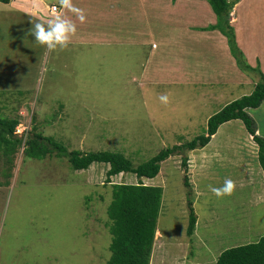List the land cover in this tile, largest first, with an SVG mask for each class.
I'll list each match as a JSON object with an SVG mask.
<instances>
[{"label": "rangeland", "instance_id": "rangeland-1", "mask_svg": "<svg viewBox=\"0 0 264 264\" xmlns=\"http://www.w3.org/2000/svg\"><path fill=\"white\" fill-rule=\"evenodd\" d=\"M54 1L58 3H48ZM163 17L166 20L156 25H141L140 36L145 32L152 39L146 46L74 45L58 47L48 57L42 55L46 47L29 33L31 25L20 23L13 35L6 34L7 29L0 32V65L8 63L16 77L0 83L6 88L0 89V116L18 117L15 133L24 142L36 126L69 150L121 152L135 165L204 134L209 118L251 94L258 76L249 73V83L224 87L187 81L199 79L197 71H213L215 64L203 58L204 47L188 46L177 22ZM156 29H161L156 40L162 41L157 63L148 60ZM252 31L257 36L247 50L252 59L247 62L260 68L253 58L264 53V32L260 27ZM6 35L10 45L3 43ZM190 52L192 58L186 60ZM193 65L196 68L189 67ZM146 69L149 74L143 80ZM160 95L169 97L167 104ZM248 113L264 136V102L257 113ZM235 124L221 127L206 147L171 156L155 179H144L145 185L164 189L153 264H215L226 249L264 236V177L256 163L258 151L249 148L244 159V145L256 148L255 141L241 121ZM24 148L10 167L0 155V264H106L112 255L107 215L112 184H137V177L121 174L107 183L105 164L73 171L66 158L54 154L30 159ZM183 156L188 158L186 171ZM185 176L190 188L184 186ZM225 178L235 182V190L218 198L209 185L219 187ZM188 191L198 219L192 236L187 234Z\"/></svg>", "mask_w": 264, "mask_h": 264}, {"label": "trees", "instance_id": "trees-1", "mask_svg": "<svg viewBox=\"0 0 264 264\" xmlns=\"http://www.w3.org/2000/svg\"><path fill=\"white\" fill-rule=\"evenodd\" d=\"M207 1L217 15V24L210 29L219 30L227 38L229 50L238 67L247 74L258 76V82L251 94L234 100L211 116L204 134L186 143L165 148L150 160L135 165L121 152L69 150L53 137L38 132L36 126L24 142L15 133L19 125L18 117L0 116V155L6 158L8 167L14 163L15 155L24 145L26 158L43 160L55 154L58 158H66L73 171H85L93 164H105L108 166L107 183L112 184V178L121 174L130 173L137 177L139 180L137 184H112V201L107 212L110 221L109 232L112 236L110 246L112 255L106 264L151 263L164 189L161 186L145 185L144 179H155L161 172L162 162L171 156L206 147L222 125L236 120L243 123L258 146V162L264 176V136L258 134L256 123L248 113L251 109L259 108L264 102V74L259 67L253 68L248 64L245 53L238 45L236 32L231 24V14L239 0ZM0 2L9 3L10 0ZM187 162V156H183L182 166L185 171L188 167ZM184 186L187 188L191 186L188 176L184 177ZM191 196V191H188L189 236L195 233L197 227V216ZM215 264H264V236L257 242L226 249L219 255Z\"/></svg>", "mask_w": 264, "mask_h": 264}, {"label": "crops", "instance_id": "crops-1", "mask_svg": "<svg viewBox=\"0 0 264 264\" xmlns=\"http://www.w3.org/2000/svg\"><path fill=\"white\" fill-rule=\"evenodd\" d=\"M80 1H83L82 4H86L82 10L90 9L93 12L91 11V14H89L83 11L85 20L81 22L77 18L76 12L67 9L64 10V15L77 25V32L72 36L67 46L77 45L92 47L95 44H99L104 47L117 46L120 48L125 44H132L143 47L148 45L147 43L152 39L150 35L145 32L140 36V31H144L141 25L143 23L150 24L152 22H155L156 25L158 22L166 20V17L164 18L163 15H168L170 22H177L178 32H184L186 35L185 39L188 40V46L196 48L204 47L201 49L203 58L213 61L215 64L213 66L215 67L213 71L208 72L204 69L202 73L197 71L198 77L196 78H200L187 79V81L199 82L204 86L219 85L221 87L232 84L240 85L242 82L249 83L251 81L248 79L249 76L247 73H242L236 68L237 63L231 55L227 38L219 30L210 29V27L217 24V15L207 0H71L73 5L76 4L75 7L77 9L82 5L78 4ZM36 5H38L41 10L39 14V18L41 19H48L51 17L50 9L52 5H56L59 8V3H56V1L48 3V0H10L9 3L0 2V32L3 33L5 29H7L9 32L5 31V33L12 34L13 27L17 25L20 26V23H23L25 26H32V21L37 18L32 16V12ZM242 23H244V25ZM231 24L235 29L239 47L245 53L246 58L248 57L247 60L251 61L252 59L249 57L247 50L257 36L253 33L256 31L252 30L256 27H260L264 32V0H239L233 8ZM160 30H155L156 32L153 38L154 49L152 51L150 50L148 57V60H150L149 62L157 63V50L161 48L162 41H157L156 37L161 35ZM8 36L6 35V37H4L3 43L10 45ZM170 36L172 38L173 34ZM263 48L264 45L262 44L260 49ZM39 49L41 50V47ZM50 52L51 51L47 50V48L42 47V55L46 53V57H48ZM261 52H264V49ZM192 54L191 52L187 54L186 60L192 58ZM253 60L258 61L261 72L264 74V53L254 57ZM185 66L186 64L184 67ZM251 66L253 65L251 64ZM189 67L196 68V65ZM198 68L204 67L199 65ZM0 70L4 71L0 73V83L2 85L6 84L7 81L9 82V79L16 78L13 77L11 66L8 63L2 62ZM229 70L231 71L230 73L228 72ZM144 74V77H147L149 69H146ZM146 77L143 80H145ZM0 89L6 88L0 87ZM223 91L227 92V90ZM259 108L255 109L256 113ZM237 121L240 120L231 121L221 127H226L228 124L233 125L237 123ZM257 130L258 133L262 135L261 127H257ZM217 135L219 134L217 133ZM255 145L256 148L245 144L244 146L247 149L246 152L248 153L250 149L258 151V146L256 143ZM241 154L245 156L244 159L248 158L250 155V153L246 155L245 152H241ZM256 163L258 164L259 162L256 161ZM260 194L261 191L257 192L258 196ZM157 232L160 231L157 230ZM150 264H153L152 258Z\"/></svg>", "mask_w": 264, "mask_h": 264}, {"label": "clouds", "instance_id": "clouds-1", "mask_svg": "<svg viewBox=\"0 0 264 264\" xmlns=\"http://www.w3.org/2000/svg\"><path fill=\"white\" fill-rule=\"evenodd\" d=\"M59 10L56 5H52L50 12L51 17L48 19L39 18L41 10L36 5L32 12L33 17H37L32 21L29 33L34 37V41L43 45L49 51L66 47L72 36L77 32V25L64 15V10L77 13V18L83 22L85 16L82 9H77L71 0H58ZM159 100L165 104L168 103L167 95H160ZM203 166V163L202 165ZM235 182L231 178H225L223 184L219 187L209 185V190L218 198L232 195L235 190Z\"/></svg>", "mask_w": 264, "mask_h": 264}, {"label": "built area", "instance_id": "built-area-1", "mask_svg": "<svg viewBox=\"0 0 264 264\" xmlns=\"http://www.w3.org/2000/svg\"><path fill=\"white\" fill-rule=\"evenodd\" d=\"M57 7V6H56ZM57 9L59 10V8L57 7Z\"/></svg>", "mask_w": 264, "mask_h": 264}]
</instances>
